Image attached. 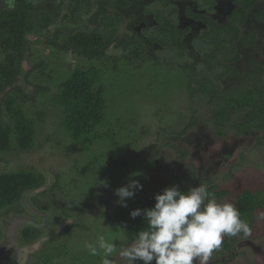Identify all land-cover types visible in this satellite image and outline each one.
Here are the masks:
<instances>
[{
    "label": "flooded vegetation",
    "instance_id": "1",
    "mask_svg": "<svg viewBox=\"0 0 264 264\" xmlns=\"http://www.w3.org/2000/svg\"><path fill=\"white\" fill-rule=\"evenodd\" d=\"M31 2V4H27V1L24 0H14V7L9 9L6 0H0V67H6L9 63L16 61L19 70L17 78L0 94L2 111L5 106L8 111V107L1 96L6 95L9 98L8 95L12 94V90H19L20 95L23 94L25 97L26 89L31 87L26 75L35 74L41 68L47 67L48 62L45 60L37 65L30 63L32 58H35L32 50L34 44L41 54H45L41 48L50 50V54L54 55L55 63L62 62L63 64L65 62L64 64H67L65 66L68 67L79 60L87 65L90 60L92 63L97 62L98 64L109 61L113 64L112 69L116 71L119 63L123 61L126 74L139 70L136 74H127L125 77V81L132 82L134 85L138 73L139 76L141 73V77L143 76L149 82L152 81L146 78L149 71H153L155 66H164L166 70L178 71L183 74L180 75L184 76V82L177 90L182 92L186 96L185 98L203 100L204 102L207 97L209 103L206 106L218 107L217 109L224 107V100L216 97V100L211 99V93L214 91H219L220 94L222 91L224 95H228L229 92L234 93L238 84L257 68L262 71L264 78V65L260 64V60L264 56V0H259L246 11L242 24L238 22L237 17H233L237 8H241L235 4V0H170L169 3L160 0H32ZM21 3L28 6L30 15L25 29L22 30V51H15L13 49L15 44L13 31L4 27L1 21L5 20V16L13 15ZM220 28L226 29L217 30ZM253 31H256L258 35L252 34L251 37ZM244 34L250 37L249 40L242 39ZM90 36L100 37L101 48L99 50L104 47L102 57L90 59V57L80 54L77 46L81 43L77 44L76 40L90 42ZM160 54H164V58L159 56ZM155 63L159 65H155ZM86 64L80 66L85 67ZM80 66H75L74 70H82ZM138 67L140 69L136 70ZM95 68L98 69L97 66ZM21 79L24 82L23 86H21ZM204 85L208 89L203 95L191 97V90L202 94L201 86ZM40 88L36 87V93ZM138 91L140 93L142 88ZM151 94L153 93L151 92ZM173 99L171 98V101ZM230 112L232 113V111ZM235 112L236 115L240 114ZM191 124H196V122L191 120ZM35 126L37 137V122H35ZM223 128L219 130L215 125L216 139L225 138L226 133ZM252 133H262L261 136H263L264 130H254L250 134ZM235 134L238 137L250 135L237 131ZM185 136L168 138V144H166L176 153V158L179 161L176 168L182 169L188 179L193 182L188 188H181L177 184L175 186L187 191L202 183L219 201L227 199L226 202L230 203V199L234 197V203L231 202V204L236 207L237 198L241 192L247 190L256 192L246 188L240 193L234 194L232 186L230 188L224 186V182L230 179L229 175L227 174L221 182L220 178L214 181L212 174L214 169L202 180H199L198 175H202V170H200L201 168L196 169V162L190 159V153H192L190 146L196 141L192 142L190 136ZM64 139L66 140L65 137ZM56 141L61 143L62 140ZM173 142L179 143V145L172 146ZM83 145L86 144L76 142L69 144L67 142L61 151L64 160L69 162L70 159V163L79 162L81 157L79 158L78 151L84 157L86 156V153L83 152ZM194 145H197L200 153L203 150L204 157L209 156L208 150L212 148L210 146L212 143L208 140L205 139L203 144L197 142ZM227 147L223 146L222 150L225 151ZM31 152L33 153L24 152L18 146L12 147L10 152H0V176L33 174L38 177L35 185L21 186L19 197L14 202L0 206V264H101V259L104 256L103 251H98V255L94 258L87 249H79L82 239L85 238V241L91 243L101 235L100 226L97 221L95 223L94 221L96 219L99 221L104 217V212L102 210L103 215L98 217V212L91 210L95 204L92 198L95 193L88 195L85 192L87 189L97 190L98 182L92 179L94 184L91 188L81 185L79 189H75L73 186L75 182H79V179L71 177L69 178L71 184L65 188L62 175L52 173V167H48L47 164L54 154L52 152L42 154V151L36 148ZM216 154L219 156V163L226 161L227 156L223 155L224 152H216ZM36 155L38 156L36 157ZM31 156L35 158L34 161H29ZM9 159L12 160L8 161ZM54 165L57 167V163ZM162 166V159L159 160L155 154V161L150 166L152 173H158ZM77 168L76 164L73 171L82 173ZM54 169L56 170V168ZM77 173L73 172L72 176ZM95 173H99L97 178L104 181L101 184L105 188V183L107 185L108 181L107 173L103 174V172L95 170L92 176ZM102 175L105 176L102 177ZM172 186H174L172 182L168 185L161 183L160 187L164 188L148 190L149 187L145 186V195L157 189L163 191L166 187ZM129 203L131 202L127 201L126 205ZM106 207L105 212H112L115 220V212L122 206L114 203L113 207ZM257 211L264 212V209L258 208L254 211L250 220L249 235L238 234L235 236L241 237L242 240L239 243H252L256 235L260 233V229L258 230L254 222ZM262 239L263 242L260 243V246L263 249L264 238ZM118 240L119 235L112 239V242L117 245L119 250L121 243ZM230 240H232V236L226 235L221 248L223 254L228 253L231 256L220 255L218 256L219 261L212 262V264H233L236 261L237 255L235 252H231ZM236 246L245 248L238 244ZM76 247L78 250L75 249ZM109 258L114 261V264H127L126 260L119 256L118 251ZM242 258L247 260H245L247 264H257L247 255H242ZM85 260L87 261L85 262ZM262 260L261 264H264V258L261 259V262ZM137 264H143V262L138 261ZM209 264H211V259Z\"/></svg>",
    "mask_w": 264,
    "mask_h": 264
},
{
    "label": "rangeland",
    "instance_id": "2",
    "mask_svg": "<svg viewBox=\"0 0 264 264\" xmlns=\"http://www.w3.org/2000/svg\"><path fill=\"white\" fill-rule=\"evenodd\" d=\"M32 50L35 58H32L30 63L37 65L45 60L48 62L47 67L41 68L35 74L26 75L29 79L28 84L31 87L26 89L25 97L23 94L16 97L13 93L8 96L14 97L17 101L15 108L19 107L29 118L37 122L38 131L35 148L40 149L42 154L47 152L54 154L47 164L48 167H52V173L62 175L65 188H68L71 184V179H69L71 177L79 179V182H75L73 186L75 189H79L81 185H87L91 188L95 180L98 182L99 187L97 190L87 189L85 192L88 195L89 193H95L92 197L95 204L91 210L98 212V217L103 215L102 212H104V217L101 216L102 218L99 221L96 219L94 223L97 221L101 235L104 236L105 240L112 242V239L119 235L118 241L121 243V248L131 242V240L121 234L113 218V213L105 211L106 206L111 208L114 203H117L119 197L115 194V190L127 185L132 173H140V175L132 178L138 180L143 185V188L136 191L131 198H126V202H132L145 196V186H148L149 190L151 188H159L161 183L168 185L172 182L174 186L177 184L181 188H188L190 184L192 185L193 182L188 179L184 171L176 168V164L179 161L176 158L175 151L166 146L168 138L180 136L179 134L184 131L185 126L191 124V120L196 122V127L189 129L182 136L188 135L192 138V142L196 141V143L199 142L200 144H203L205 139L212 143L210 145L212 148L208 150L209 156L207 157H204L203 150H201L202 154L200 153L197 145H194L196 143L190 146L192 152L190 153V159L196 162V169L201 168L200 170H202V175H198L199 180H202L206 174H210L214 169L212 172L214 181L220 178L219 181L221 182L227 174L229 175L228 178L230 179L224 182V186L228 188L232 186L234 194H238L246 188L254 191L258 190V188L264 189V135L261 136L262 133H252L247 137H238L235 134V127L240 123L241 119L239 115H236L235 111H232L229 114L226 128H223L226 133L225 138L216 139L213 119L214 108L213 106H206L209 103V98L205 97L204 102L203 100L185 98L186 96L177 90L181 87V83L184 82L183 74L180 75L181 73H178V71L164 70V66L154 65L156 68L153 71H149V75L146 76V78L152 80L151 88H147V84L150 83L143 76L141 77V73L140 76L138 73L135 85L132 82L125 81L127 74H136L140 67L136 68L137 72L126 74L123 61L119 63L116 71L112 69L113 64L109 63V61L98 64L97 62L92 63L90 60L88 62L89 66L79 60L80 62L72 63L68 67L65 66L67 65L64 64L65 62L63 64L62 62L55 63L54 55L50 54V50L41 48L45 53L41 54L36 44H34ZM159 56L164 58V54ZM76 64L78 66L86 64L85 67L80 66L84 71L96 66L98 69L101 68L102 82L108 87L109 92L107 96L106 122L97 130L96 140L89 146V154L84 157L78 151L79 158L81 157L80 161L70 163V159L69 162L64 160V155L61 151L67 142L69 144L73 142L65 137L62 125L64 109L59 107L56 101L61 94L62 85L75 66H77ZM260 64L261 66L264 65V56L260 60ZM20 82L21 86H23L24 82L22 79ZM36 87H41L42 89L40 88L39 92L36 93ZM141 88L142 91L139 93L138 90ZM175 89L177 90L176 92L174 91ZM152 91L153 94H151ZM1 98L6 105L7 96L3 95ZM171 98L174 99L171 101ZM5 107L3 108L5 113L3 121L12 127V118ZM39 114L41 115V120L38 118ZM56 140L62 141L59 143ZM172 144V146L179 145V143L174 142ZM223 146H228L225 151L222 150ZM250 148H252L251 151ZM216 152H224L223 155L227 156L226 161L219 163V156ZM155 154L163 162V166L158 173H152V168L150 167L151 163L155 161ZM34 160L33 156L29 158V161ZM55 163H57V167L54 165ZM76 164L78 166L77 170L82 173H77L76 170L73 171ZM95 170L101 171L103 174L107 173L108 181L105 188L101 184L104 181L97 178L99 173H95L92 176ZM73 172H76L77 175L72 176ZM155 183L157 185H154ZM64 196L63 198H65ZM232 198L230 203L234 200V197ZM75 199L81 200L80 198ZM226 200L219 201L216 199L219 203H227ZM254 222L258 230L260 229V233L256 235L252 243L245 242L241 244L239 243L242 240L240 239L241 237L232 236V240H230L231 252H235L237 255V259L233 264H247V260L242 258V255L249 256L257 264L263 263L261 259L264 258V244L262 249L260 243L263 242L262 238H264V212L257 211ZM225 238L226 235L223 236L222 242ZM92 241L95 242V240ZM86 242L88 241H85V238L82 239L79 249L84 248L86 250L84 247ZM237 244L238 246H245V248H237ZM236 248L238 249L237 251L235 250ZM75 249L78 250L77 247ZM223 253L221 247L218 251L215 250L211 257V264L212 262H218V256L220 255L231 256L228 253ZM99 254L101 255V252ZM152 264H155V261Z\"/></svg>",
    "mask_w": 264,
    "mask_h": 264
},
{
    "label": "trees",
    "instance_id": "3",
    "mask_svg": "<svg viewBox=\"0 0 264 264\" xmlns=\"http://www.w3.org/2000/svg\"><path fill=\"white\" fill-rule=\"evenodd\" d=\"M27 4H31L32 0ZM170 2V0H160ZM259 0H235V4L241 6L237 8L233 17L238 18L240 24L244 21V16L248 9H251ZM28 6L21 3V6L13 13V15L5 16V20L1 21L4 27L13 31L15 51H22L21 45L23 40V32L29 17ZM221 27V26H217ZM220 28L217 30H225ZM240 33V32H239ZM257 36V32H251ZM240 37V35H238ZM243 37V38H242ZM241 38L244 41L249 40V36L245 35ZM252 39V38H251ZM79 52L85 57L100 58L104 55V47L101 48L100 37L90 36L88 40L77 39ZM245 43V42H244ZM178 44V43H175ZM170 47V46H168ZM178 48V47H176ZM90 50V53H89ZM155 65H159L155 63ZM161 66V65H159ZM166 70V68H164ZM184 70V69H182ZM192 71V69H190ZM18 63L13 61L6 67H0V94L11 85L18 76ZM172 71V70H169ZM182 74V73H181ZM170 81L169 79H166ZM208 81V79H206ZM147 84L151 88L152 81ZM102 82V70L91 68L88 71L80 69L74 70L62 85L61 94L56 101L57 105L64 109V118L62 125L64 127L65 137L67 136L71 142L85 143L83 152L89 154L90 144L96 140L97 130L106 122V110L109 89ZM154 91V90H153ZM152 91V93H153ZM206 91V86H201V93L194 90L190 91L191 97L201 96ZM12 93L20 95L19 90H12ZM224 92L214 91L211 93V99L216 98L224 100V107H213V119L216 127L220 130L226 127L229 119L230 111H237L240 116V123L235 127V131L244 134H250L254 130H264V78L263 73L258 68L250 72L248 77L238 84L234 93L224 95ZM199 94V95H198ZM205 95V94H204ZM213 96V97H212ZM216 97V98H215ZM214 102V101H213ZM14 97L6 100L8 113L12 118V127L4 123V112L0 106V152H10L14 145L24 152H31L37 143L35 121L29 118L19 107L15 108ZM41 115H38L40 119ZM196 127V124L185 126L184 131L179 135L186 134L189 129ZM63 132V131H62ZM63 132V133H64ZM178 138V136H177ZM89 149V150H88ZM192 178L195 176H191ZM38 181V177L33 174H17L9 176H0V206H6L14 202L19 197L21 186H32ZM181 191H185L180 189ZM162 190H155L135 201L122 206L115 212V221L122 234L134 240L140 230L147 229V222L143 214L136 218L130 216V212L136 209H149L154 207L155 195L162 193ZM213 192V191H212ZM214 194H217L214 192ZM237 209L240 212L241 219L246 221L250 226V220L256 209H264V189L251 192L243 191L237 198ZM243 234V233H240ZM244 235V234H243ZM249 235V234H248Z\"/></svg>",
    "mask_w": 264,
    "mask_h": 264
},
{
    "label": "clouds",
    "instance_id": "4",
    "mask_svg": "<svg viewBox=\"0 0 264 264\" xmlns=\"http://www.w3.org/2000/svg\"><path fill=\"white\" fill-rule=\"evenodd\" d=\"M9 9L14 0H6ZM127 185L115 190L121 206L126 198H131L143 185L132 177ZM105 186L106 183H105ZM155 195L154 207L130 212L134 219L143 214L147 229L140 230L127 246L117 249L113 242L103 235L95 242H86L84 247L93 256L102 250L101 264H114L109 257L117 253L127 264H209L212 254L221 247L223 236H247L251 229L241 219L239 210L231 203H219L208 191L207 186L189 188L186 192L177 186L166 187Z\"/></svg>",
    "mask_w": 264,
    "mask_h": 264
}]
</instances>
